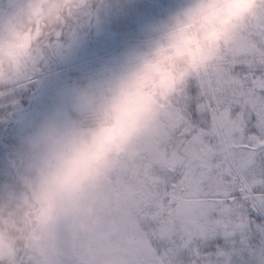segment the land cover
<instances>
[{
	"label": "snow or ice",
	"instance_id": "6c2138e0",
	"mask_svg": "<svg viewBox=\"0 0 264 264\" xmlns=\"http://www.w3.org/2000/svg\"><path fill=\"white\" fill-rule=\"evenodd\" d=\"M105 195L142 264H264V11L164 102Z\"/></svg>",
	"mask_w": 264,
	"mask_h": 264
},
{
	"label": "clouds",
	"instance_id": "9594fccd",
	"mask_svg": "<svg viewBox=\"0 0 264 264\" xmlns=\"http://www.w3.org/2000/svg\"><path fill=\"white\" fill-rule=\"evenodd\" d=\"M258 0H176L141 26L110 60L69 85L61 101L22 138L20 147L49 155L44 191L30 219L0 221V252L19 248L65 192L83 186L145 134L165 101L213 59L236 30L259 14ZM42 17L0 35V71L24 59L46 24ZM47 34V33H45Z\"/></svg>",
	"mask_w": 264,
	"mask_h": 264
},
{
	"label": "rangeland",
	"instance_id": "374dc122",
	"mask_svg": "<svg viewBox=\"0 0 264 264\" xmlns=\"http://www.w3.org/2000/svg\"><path fill=\"white\" fill-rule=\"evenodd\" d=\"M3 1L0 0V35L34 18L29 10L33 0H12L9 5ZM87 1L91 0H55L47 5L38 17L53 22L37 31L24 59L14 61L10 70L0 71V221L5 224L12 223L21 212L25 220L31 218L36 197L44 191L46 182L48 152L38 146L39 140H34L30 149L20 147L23 135L61 101L69 85L109 60L100 48L99 53L95 48L94 54L93 50L86 51L90 37H83V33L90 31L91 17L99 18L106 30L112 27L138 33L143 24L176 2L97 0L92 7ZM258 2L260 13L264 11V0ZM68 3H72L69 26L80 23L89 29L79 34L77 28L71 30L73 38L62 50L70 48L67 59L73 67L61 75L62 80L54 82V41L47 48L45 42L54 17L61 15ZM4 12L7 14L3 17ZM41 39L42 47L35 50ZM131 144L83 186L61 193L47 208L44 223L27 239H21L19 248L7 254L0 252V264H142L141 249L113 223L105 195L115 163Z\"/></svg>",
	"mask_w": 264,
	"mask_h": 264
},
{
	"label": "flooded vegetation",
	"instance_id": "af4514ba",
	"mask_svg": "<svg viewBox=\"0 0 264 264\" xmlns=\"http://www.w3.org/2000/svg\"><path fill=\"white\" fill-rule=\"evenodd\" d=\"M10 1L12 0H4L3 3L5 2L6 5H9ZM6 14L7 13L4 12L2 15L6 16ZM71 18L72 17H70L69 15H65L63 11L61 15L54 17L53 27L51 31H48L47 42H45L47 43L45 47L49 45L51 46V40H54V82H57L58 79L62 80L61 75H64L66 73V70L71 69L70 67H73L72 64H69V58L67 59V56H69L70 54V48L65 49L64 52L62 50L63 46L66 43H69L70 40H72L73 38L72 34H74V32H72L71 30L77 28L79 34L80 31L82 32L84 29H87L86 26L78 23L76 24V26L70 27L69 23L72 20ZM98 19L99 18L94 17L93 24L90 27L91 34H88L91 37V40H87L89 45L87 46L86 51H88V49L93 50L92 54H94V47L95 49H97L98 46H100L103 49H107V52L104 54H109V59H111L114 55L121 51L130 41L135 39L138 34L137 32L134 33L132 31L123 32L120 31L119 28L117 29V31H115V29L112 27H110L112 29L106 31V27L103 22H100V20ZM46 27L47 25L44 26V29ZM61 35H63L64 39H57ZM86 36L87 34L84 32L83 37ZM42 44L43 39H41L40 42L35 45V50L40 49L42 47ZM66 80H69V75L66 77Z\"/></svg>",
	"mask_w": 264,
	"mask_h": 264
},
{
	"label": "water",
	"instance_id": "95a60500",
	"mask_svg": "<svg viewBox=\"0 0 264 264\" xmlns=\"http://www.w3.org/2000/svg\"><path fill=\"white\" fill-rule=\"evenodd\" d=\"M49 1L50 0H34L30 5L33 14L36 16L40 15L43 11V6Z\"/></svg>",
	"mask_w": 264,
	"mask_h": 264
},
{
	"label": "bare ground",
	"instance_id": "6f19581e",
	"mask_svg": "<svg viewBox=\"0 0 264 264\" xmlns=\"http://www.w3.org/2000/svg\"><path fill=\"white\" fill-rule=\"evenodd\" d=\"M3 17H4V15H2ZM3 19L1 18L0 19V22L2 21ZM109 264H114V262L113 261H111Z\"/></svg>",
	"mask_w": 264,
	"mask_h": 264
}]
</instances>
